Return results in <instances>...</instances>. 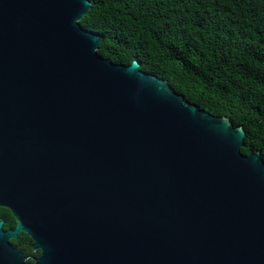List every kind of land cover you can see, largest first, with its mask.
<instances>
[{"label": "water", "instance_id": "95a60500", "mask_svg": "<svg viewBox=\"0 0 264 264\" xmlns=\"http://www.w3.org/2000/svg\"><path fill=\"white\" fill-rule=\"evenodd\" d=\"M90 0H0V264H264V161L245 129L100 56ZM24 218L26 225L23 224Z\"/></svg>", "mask_w": 264, "mask_h": 264}, {"label": "trees", "instance_id": "16d2710c", "mask_svg": "<svg viewBox=\"0 0 264 264\" xmlns=\"http://www.w3.org/2000/svg\"><path fill=\"white\" fill-rule=\"evenodd\" d=\"M79 24L97 53L165 79L184 100L245 129L264 161V0H90ZM12 215L8 225H13Z\"/></svg>", "mask_w": 264, "mask_h": 264}, {"label": "flooded vegetation", "instance_id": "af4514ba", "mask_svg": "<svg viewBox=\"0 0 264 264\" xmlns=\"http://www.w3.org/2000/svg\"><path fill=\"white\" fill-rule=\"evenodd\" d=\"M12 215L14 218L13 225H8V218ZM0 220L3 221L2 229L6 230L13 228L15 226L16 218L12 214V211L7 206L0 205ZM22 222L26 225L24 218ZM9 243L16 247L19 251L22 252L24 256V262L26 264H33L41 254V248L34 246V239L26 230H20L15 236L8 238Z\"/></svg>", "mask_w": 264, "mask_h": 264}]
</instances>
